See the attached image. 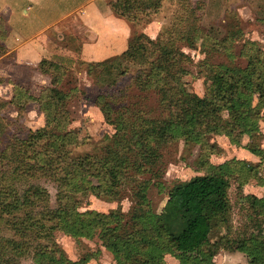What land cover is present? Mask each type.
<instances>
[{
	"label": "trees",
	"instance_id": "1",
	"mask_svg": "<svg viewBox=\"0 0 264 264\" xmlns=\"http://www.w3.org/2000/svg\"><path fill=\"white\" fill-rule=\"evenodd\" d=\"M108 4L116 15L141 25L131 33L122 52L86 65V72L96 77L103 88L94 103L105 122L113 126L115 137L106 138L97 153L74 155L80 141L77 132L67 127L70 118L64 99L69 95L58 86L67 69L60 63L40 60L38 70L50 77V85L42 86L37 96L20 84L13 85L10 103L19 110L26 102L34 101L44 115V125L29 129L24 138L10 136L2 151L0 264H13L16 255L27 251V247L35 264H88L85 256L62 260L55 255L50 248V243H56L54 229L75 238L97 236L113 255L114 264H164L165 252L181 264H214L216 250L236 241L228 239L229 230L214 241L209 239L214 227L227 220L231 177L235 175L239 186L257 177L264 190L259 164L235 159L213 164L208 156L215 146L207 139L209 134H222L238 144L242 134L252 136L258 131L264 101V49L249 41L245 66L220 64L210 68L213 84L199 96L182 81L191 60L181 45L191 48L199 34L196 11L202 8L201 4L180 0L169 27L156 38L143 32L142 24L164 10L160 2L108 0ZM130 64L137 68L128 86L150 90L157 96L155 114L124 101V91L129 87H120L118 78L127 74ZM177 138L199 145L203 173L167 191L169 205L178 210L172 223L150 210L145 195L142 203L132 205L125 215L121 211H79L61 202L52 208L41 188L30 190L27 195L17 192L19 178L59 169L57 190L61 196L74 192L116 197L128 176L144 174L157 178L163 149ZM248 149L264 161V148ZM40 155L46 156L44 163L38 160ZM238 193L244 201L242 208L247 211V224L237 232L235 247L246 255L247 264H264V192L257 196L239 189ZM41 200L43 203L37 208L36 202ZM6 230H13L19 239L7 236ZM24 235L25 239L30 235V240L23 239Z\"/></svg>",
	"mask_w": 264,
	"mask_h": 264
},
{
	"label": "rangeland",
	"instance_id": "2",
	"mask_svg": "<svg viewBox=\"0 0 264 264\" xmlns=\"http://www.w3.org/2000/svg\"><path fill=\"white\" fill-rule=\"evenodd\" d=\"M179 1L163 0L161 4L164 6V10L162 12L154 14L149 22L139 23L143 25L142 31L150 38L162 36L173 19V13L178 8ZM187 1L192 5L201 4L202 8L196 11L200 18L198 21L200 31L194 44L191 48L181 45L183 52L191 60L186 64L188 72L183 74L182 81L189 91L201 96L204 94L205 88L213 84L210 68H216L220 64L245 66L249 41L254 42L255 47L264 49V0ZM131 24L132 32L141 26L135 22H131ZM1 33L5 34V29L0 23ZM223 37H227L225 42L222 41ZM61 41L77 47V41L68 36H64ZM244 44L245 48H243ZM54 60L57 63H62V66H67L58 86L69 95L64 99L65 108L70 118L67 127L77 132L80 141V145L74 148L73 153L74 155L97 153L106 138L113 139L115 137L113 126L105 122L99 107L94 103L95 97L103 91V88L99 85L96 77L86 72L85 64H78V59L56 57ZM72 61L77 62L76 66L72 64ZM68 66L72 68H68ZM136 68L137 66L130 64L127 74L118 78L120 87H129ZM25 88L33 92L36 90ZM123 96L125 102L136 107L139 106L143 110L151 109L152 114L157 112V96L150 90H138L131 86L124 91ZM0 102L1 160L2 151L10 140V136L24 138L29 129L34 130L44 125V115L38 110L37 103L33 105L32 101L26 102L19 110L6 101L0 99ZM258 124V131L254 132L252 136L242 134L238 144L230 142L225 135L209 134L208 142L215 146L213 152L208 156L209 161L219 164L235 159L249 164H259V176L264 177V161H260L248 149L249 146L264 148V101L260 108ZM198 152V144L186 143L183 138L170 141L168 146L163 149V161L158 177L152 179L144 174L128 176L122 183L119 194L113 198L110 195L96 196L91 193L74 192H66L64 196H61L57 190L58 178L61 177L59 169L52 170V173L39 171L34 173V176L21 177L16 188L20 195H27L30 190L41 188L43 192L47 193L49 206L52 208L61 202L68 207L75 206L79 211L88 209L101 212L121 211L125 215L130 211L132 205L141 204L142 196L145 195V203L150 210L161 216L166 222L172 223L178 216V210L169 205L167 191L174 185L184 183L192 176L203 173V169L200 168ZM248 155H254L255 159H251ZM38 160L40 163H44L46 156L40 155ZM235 178V175L231 177L228 190L230 209L227 220L214 227L209 239L214 241L229 230L228 239L236 238V241L230 247L220 245L221 247L216 250L213 256L214 264H247L246 255L235 247L237 238H239L237 232L247 224V211L242 208L244 201L240 199L238 191L241 189L245 194L250 191L255 194L259 190L263 193L264 190L257 177L250 178L242 186H239ZM92 181L95 182L94 179ZM155 182H159L161 186ZM42 203V200L36 202L37 208H40ZM52 233L56 243H50V248L62 260H76L85 256L88 259V264L115 263L113 255L97 236L75 238L57 229H54ZM5 234L19 239L18 235L13 234V230H6ZM28 237L25 239L24 235L23 239L29 241L30 235ZM26 249L27 251L24 250L16 255L13 264H35L31 258V249L28 247ZM162 259L164 264H181L169 252H165ZM127 264L132 263L128 262Z\"/></svg>",
	"mask_w": 264,
	"mask_h": 264
},
{
	"label": "crops",
	"instance_id": "3",
	"mask_svg": "<svg viewBox=\"0 0 264 264\" xmlns=\"http://www.w3.org/2000/svg\"><path fill=\"white\" fill-rule=\"evenodd\" d=\"M0 17L5 29L0 34V99L8 104L14 84L36 89L29 91L33 96L50 85V77L38 70L41 59H78L86 68L90 61L122 52L132 33L131 22L116 15L108 0H0ZM64 36L76 40L77 47L63 43Z\"/></svg>",
	"mask_w": 264,
	"mask_h": 264
}]
</instances>
